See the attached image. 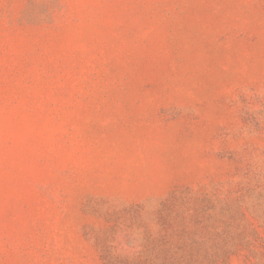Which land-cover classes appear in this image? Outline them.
<instances>
[{
	"label": "rangeland",
	"instance_id": "obj_1",
	"mask_svg": "<svg viewBox=\"0 0 264 264\" xmlns=\"http://www.w3.org/2000/svg\"><path fill=\"white\" fill-rule=\"evenodd\" d=\"M0 264H264V0H0Z\"/></svg>",
	"mask_w": 264,
	"mask_h": 264
}]
</instances>
